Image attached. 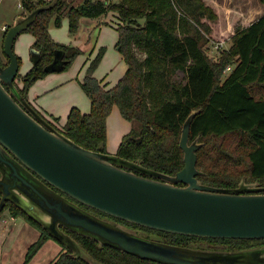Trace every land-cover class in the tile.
<instances>
[{
  "label": "trees",
  "instance_id": "trees-1",
  "mask_svg": "<svg viewBox=\"0 0 264 264\" xmlns=\"http://www.w3.org/2000/svg\"><path fill=\"white\" fill-rule=\"evenodd\" d=\"M75 1L22 0V15L38 6L52 2L54 5L41 11L25 30L35 36L31 56L37 51L39 57L25 75L18 74L23 82L20 86L15 81L20 96L28 99L29 88L37 79L64 70L83 52L78 46L54 40L49 30L52 19L60 26L67 16L70 32L77 34L82 18H101L114 12L120 19L116 46L128 64L127 71L110 88L96 77L95 70L105 52L102 48L81 81L91 99V110L84 112L74 106L64 125L57 124V116L49 123L78 145L109 154L107 119L117 105L132 129L123 136L115 154L143 169L175 175L185 165L180 146L182 127L190 113L199 109L191 124V140L198 138L202 143L197 151V167L201 171L197 178L215 187L236 188L242 182L249 188L264 187V14L248 26H238L231 45L214 59L205 47L213 35L217 36L211 22L217 21L219 14L206 0ZM58 50L64 52V65L60 70H48ZM9 61V57L5 62L0 56L2 66ZM229 66L230 73L224 78ZM4 85L18 100L15 91ZM137 172L153 176L142 170ZM82 205L99 215H108ZM7 208L13 216H24L41 230L39 239L29 246L28 262L47 239L54 237L14 204L9 203ZM122 221L161 234L160 241L169 244L195 247L196 242H207V248L217 250L264 249V238L202 237ZM69 232L102 264H166L101 244L73 230ZM61 244L66 250L51 264H91Z\"/></svg>",
  "mask_w": 264,
  "mask_h": 264
},
{
  "label": "water",
  "instance_id": "water-1",
  "mask_svg": "<svg viewBox=\"0 0 264 264\" xmlns=\"http://www.w3.org/2000/svg\"><path fill=\"white\" fill-rule=\"evenodd\" d=\"M38 6L16 18L6 30L4 52L9 64H0V212L8 201L24 208L50 235L91 264V257L72 234L59 224L101 244L166 264H264V249L217 250L169 244L138 234L85 204L131 223L169 232L226 238H264V187L225 188L203 184L197 175L199 139L191 141L194 109L182 127L180 146L184 167L175 175L143 169L115 153L86 149L45 120L16 91L20 62L14 51L18 36L51 9ZM64 52L56 51L48 70H60ZM39 53L33 51V62ZM18 95V100L5 87ZM129 167L131 169H128ZM142 170L153 176L140 174ZM157 176V177H155ZM183 183L182 185L178 183Z\"/></svg>",
  "mask_w": 264,
  "mask_h": 264
},
{
  "label": "rangeland",
  "instance_id": "rangeland-1",
  "mask_svg": "<svg viewBox=\"0 0 264 264\" xmlns=\"http://www.w3.org/2000/svg\"><path fill=\"white\" fill-rule=\"evenodd\" d=\"M217 1L221 5L219 6L218 4L214 7L219 14V18L217 21L211 22L213 26V33L217 32V36L213 35L212 40L205 47L209 55H211L214 59L219 58L220 51L223 48H227L231 45V37L238 26L248 24L264 14V0ZM21 4L22 0H0V56L5 62L8 61V57L6 56L3 47V40L6 33V30L3 29V27H9L8 25H12L15 22V19L24 13V7ZM104 26L107 27V30H104L102 33L99 31V26L98 31L96 30L99 33L97 40L100 38V41H97V44L91 53H80L76 59H74L72 63L69 64L64 70L49 73L46 76L37 79L30 86L29 91H31L33 97H35V100L40 106L47 110L50 109V103L55 102L57 104H63L64 100L66 101L70 98H75L81 103H85L88 109H90V100L81 85V81L83 80L84 75H86L87 69L91 62L95 59L102 48H105V52L95 70V73L100 74L101 77H106L105 80L108 82L109 86L116 85L117 82L115 83V81H117V78L121 74L122 70L124 73L125 61L123 60L120 51L115 45V26H117L115 20L110 21L109 25ZM49 30L54 40L60 43L69 44L67 41L72 39L73 34L70 32L68 17L64 18L60 26L56 25L52 19ZM31 36H34V34L29 31H23L15 41L14 51L21 57L19 71L20 75H25L32 67V43L29 44V39ZM230 70H225L224 78L229 75ZM17 77L18 78L16 79V82L17 80H21V76L18 75ZM52 79L54 80V86L50 87V80ZM20 83L23 84L22 81H20ZM74 88L77 90H74ZM111 126L112 130L110 135L107 126V141L108 135L109 137L111 135L114 136L116 129L115 126H117V124L115 125L114 123H111ZM106 146L108 152L116 153L112 151L114 148L111 150L107 143ZM12 216L13 215L8 210V208L5 209L0 215V264H39V261L36 257V259H31L32 261L30 260L26 262V255L29 246L39 239V234H37V232L38 230L40 231V229L31 223V228L26 226L24 229L23 224H21L22 219L16 221L17 225L15 228L18 232L14 233L16 235L15 238L11 239L7 250L3 249V228L5 226L8 229L11 228V224L14 223V221L10 220V217ZM21 217L23 220L27 221L24 216ZM137 231L145 236H148L149 238H154L156 240L162 239V235L156 232H150L141 228H138ZM195 245V247L207 248L210 244L207 242H196ZM64 250L66 249H64L62 246L61 252Z\"/></svg>",
  "mask_w": 264,
  "mask_h": 264
},
{
  "label": "crops",
  "instance_id": "crops-1",
  "mask_svg": "<svg viewBox=\"0 0 264 264\" xmlns=\"http://www.w3.org/2000/svg\"><path fill=\"white\" fill-rule=\"evenodd\" d=\"M79 0H76L74 3H76ZM208 3H211L212 5L216 6L219 4V6L221 5L220 3H218L217 0H206ZM22 5V4H21ZM237 9V8H236ZM67 16L63 17L64 18ZM257 19V18H256ZM16 20V19H15ZM62 20V21H63ZM115 20L116 25L115 29H116V42L115 45L117 44L118 38H119V32H118V24L120 22V19L118 17V15L114 12H110L108 15L103 16L101 18H88V17H84L81 19L80 22V28L77 34H73L72 35V39L67 41L69 42L70 45H74V46H78L83 50V53H91L92 50L94 49L95 45L97 44V40L98 38V26L100 27L99 31L100 33H102L104 30H107V27L104 25H109L110 21ZM255 20V19H254ZM253 20V21H254ZM69 21V18H68ZM252 22V21H251ZM250 22V23H251ZM250 23L248 24H243V26H248ZM11 26V25H8ZM103 26V27H102ZM7 27V26H6ZM102 27V28H101ZM8 28V27H7ZM4 29V27H3ZM7 30V29H5ZM97 30V31H96ZM20 36V35H19ZM4 41V40H3ZM35 41V37L31 36V38L29 39V44ZM121 53V52H120ZM121 56L124 59L123 54L121 53ZM31 65H34V62L31 58ZM31 69V68H30ZM128 69V64L125 61V69H124V73L123 70L121 72V74L119 75V77L117 78V81L125 74V72ZM53 73V72H51ZM95 76L98 77L99 79L103 80V83L107 84V87H113V86H109L108 82L105 80L106 77H101L100 74L95 73ZM85 77V75H84ZM83 77V79H84ZM54 80H50V87L54 86L53 84ZM64 83V82H63ZM23 84L20 83V86H22ZM74 90H77L76 88H74ZM88 96V95H87ZM28 98L31 101L32 104H34L40 111H42L43 113H45L47 116H50V119L53 118V116H57L60 118V120L57 122L58 125H64L67 121V117L70 113V110L72 107L74 106H78L82 111L84 112H89L91 110L92 107V103H91V99L89 98V105L91 104L90 109H88V107L85 105V103H81L80 101L76 100L75 98H70L68 100H64L63 104H57L55 102L50 103V109H44L42 106H40L37 101L35 100V97H33L31 91H29L28 93ZM46 110V111H45ZM50 110V111H49ZM114 123L115 125L117 124L116 129H115V134L114 136H110V132L112 130V126L111 123ZM107 126H108V131H109V135H108V141H107V145L110 146V149L112 150V148H114V152H117V149L122 141L123 136L128 133L131 129H132V124L129 120H127L121 113L119 107L117 105L114 106V108L112 109L111 113L108 116L107 119ZM119 127V128H118ZM11 221H14L13 224H11V228H6V226L3 228V236H4V241H3V249L7 250L8 245L11 241V239L15 238V232L17 233V229L15 228L16 221H18L19 219H22L21 224H23V228L25 229V227H29L31 228V222H29L28 220L25 221L23 220V218L20 216H12L10 217ZM8 220V221H10ZM31 223V224H30ZM20 224V225H21ZM37 232V230H36ZM38 237H40L41 235V230L37 232ZM12 250V249H11ZM62 250V246L61 243L54 239V238H49L47 239L44 244L42 245V247L40 248V250L38 251V253L32 258V260L36 257L39 261V264H51V262L56 258V256L61 252ZM43 251V252H42ZM35 258V259H36ZM31 260V261H32Z\"/></svg>",
  "mask_w": 264,
  "mask_h": 264
},
{
  "label": "flooded vegetation",
  "instance_id": "flooded-vegetation-1",
  "mask_svg": "<svg viewBox=\"0 0 264 264\" xmlns=\"http://www.w3.org/2000/svg\"><path fill=\"white\" fill-rule=\"evenodd\" d=\"M18 76V75H17ZM18 78V77H17ZM16 78V79H17ZM21 79V78H20ZM20 81H22V80H20ZM20 81L19 80H17V83L20 85ZM23 83V82H22ZM29 102H30V104L38 111V113L40 112L41 114V116L45 119V120H47L48 122L50 121V116H47L45 113H43L42 111H40L34 104H32L31 103V101L29 100V98L27 99ZM60 126V125H59ZM1 174V173H0ZM1 197H2V193L0 192V199H1ZM9 203H12V204H14L15 206H17L18 208H20L23 212H25L29 217H31L33 220H35V221H37L34 217H33V215L31 216V215H29V213L24 209V208H22L20 205H18V204H16L15 202H12V201H8L7 202V204H6V206H8V204ZM80 205L83 207V208H85V209H87V210H89V211H91V212H93V213H95V214H97V215H99L98 213H96V212H94L92 209H90V208H87L86 206H84V205H82L81 203H80ZM99 216H101V217H103V218H105V217H107V218H109V219H112L113 221H115L116 223H119V224H122V225H124V226H126V227H128V228H130V229H133V230H135L138 234H140V235H142V236H145V235H143V234H141V233H139L138 231H137V227H134L133 225H129L127 222H123L122 220H119V219H116L115 217H112V216H110V215H99ZM38 222V221H37ZM40 224V223H39ZM42 224V223H41ZM40 224V225H41ZM43 228H44V226L43 225H41ZM59 228L62 230V231H64V232H66V233H69V234H71L70 232H69V228H67L66 226H64L62 223H60L59 224ZM137 228V229H136ZM45 229V228H44ZM46 230V229H45ZM48 232V231H47ZM145 237H148V236H145ZM149 238V237H148ZM151 239H154V238H151ZM156 240V239H155ZM158 240V239H157ZM160 241V240H159Z\"/></svg>",
  "mask_w": 264,
  "mask_h": 264
},
{
  "label": "built area",
  "instance_id": "built-area-1",
  "mask_svg": "<svg viewBox=\"0 0 264 264\" xmlns=\"http://www.w3.org/2000/svg\"><path fill=\"white\" fill-rule=\"evenodd\" d=\"M4 29H7V27L5 26V27H4ZM227 69H229V70H230V69H231V66H229Z\"/></svg>",
  "mask_w": 264,
  "mask_h": 264
}]
</instances>
